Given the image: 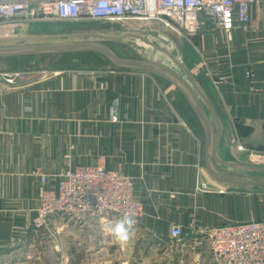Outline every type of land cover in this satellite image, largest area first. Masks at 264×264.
Instances as JSON below:
<instances>
[{"label": "crops", "instance_id": "0c3cea01", "mask_svg": "<svg viewBox=\"0 0 264 264\" xmlns=\"http://www.w3.org/2000/svg\"><path fill=\"white\" fill-rule=\"evenodd\" d=\"M184 44V62L223 131L218 148L213 140V158H264V1L252 8L248 25L236 22L231 40L210 22ZM97 55L56 56L67 64L44 71L35 62L30 70L0 67V264L42 260L32 225L42 182L33 173L54 176L67 165L99 164L132 178L143 214L126 244L109 226L83 230L57 220V256L77 253L62 264H215L206 231L264 220V188L211 175L205 127L176 86L148 72L116 69ZM16 72L22 77L7 84L2 75ZM28 245L36 252L30 255Z\"/></svg>", "mask_w": 264, "mask_h": 264}, {"label": "built area", "instance_id": "2783aa9c", "mask_svg": "<svg viewBox=\"0 0 264 264\" xmlns=\"http://www.w3.org/2000/svg\"><path fill=\"white\" fill-rule=\"evenodd\" d=\"M263 1L0 0V21L158 25L182 39L197 35L212 22L231 40L236 22L248 25L252 8ZM2 77L7 84L14 85L22 76L16 72ZM238 148L244 150L242 146ZM33 176L42 182L38 190L40 206L32 223L37 233L50 232L54 220H60L66 227L84 230L111 227L125 215L131 217L135 224L143 214V205L133 194L132 178L108 170L103 165H67L54 176L38 172ZM52 178L55 187L49 186ZM174 231L173 236L181 234L179 229ZM204 242L215 264H264V220L208 229Z\"/></svg>", "mask_w": 264, "mask_h": 264}, {"label": "water", "instance_id": "95a60500", "mask_svg": "<svg viewBox=\"0 0 264 264\" xmlns=\"http://www.w3.org/2000/svg\"><path fill=\"white\" fill-rule=\"evenodd\" d=\"M111 45L128 47L139 59L119 56ZM174 45L170 38L156 30L29 34L0 37V61L96 53L116 69L144 71L163 78L184 94L205 127L207 167L211 175L227 184L264 188V167L225 160L218 156L213 158V140L218 148L223 133L218 115Z\"/></svg>", "mask_w": 264, "mask_h": 264}, {"label": "rangeland", "instance_id": "374dc122", "mask_svg": "<svg viewBox=\"0 0 264 264\" xmlns=\"http://www.w3.org/2000/svg\"><path fill=\"white\" fill-rule=\"evenodd\" d=\"M112 30H128V31H145V30H156L168 38H170L176 46L178 52L180 55H182L180 46H184L185 39L179 38L177 35L173 34L170 31H167L163 29L160 26H141L140 24L136 23H128V24H122V23H106V22H86V23H38V24H26V23H21V22H4L0 21V37H10V36H21V35H29L30 33L34 34H57V33H76V32H93V31H112ZM194 37V36H192ZM190 37V38H192ZM189 38V39H190ZM113 51H115L119 56L125 57V58H130V59H139L138 55L133 52L130 48L125 47V46H117V45H111L110 46ZM61 56V55H59ZM99 56V55H97ZM102 57V56H100ZM97 58V57H96ZM103 58V57H102ZM84 61H90V62H97V60H92V59H83ZM184 60V59H183ZM39 61V62H38ZM67 59H60L57 58L56 56H41L37 58H20V59H7V61H0V67L1 69L4 68H9L12 67L11 69L14 70H30L31 65L29 64L30 62H35V65L37 67H40L38 69L44 71V70H49L50 68H55L57 66H62L61 64L66 63L67 64ZM54 62V63H53ZM87 65V64H84ZM241 161L243 160V164L248 163H254V164H259V167H264V158L261 159H255L252 161H248L247 159H240ZM263 165V166H262ZM264 198V196H262ZM57 220H54L52 225L50 226V232H40L37 234L38 236V242L42 244V249L43 253L41 254L42 260L38 261L37 263L40 264H45V262L49 261L50 263H56L62 264L66 263L67 258H74L76 260L77 254L75 251L71 252L69 254V257H61L57 256L58 252L56 247H58V243L61 242L57 235L55 234L57 232ZM59 225V224H58ZM52 234H54V237L52 238ZM38 243V244H39ZM31 245V244H30ZM28 245L27 249L29 254L31 255L33 252H36V248ZM52 246L53 252H50L49 249L45 250L46 247ZM48 251V252H46ZM41 252V250H38V253ZM84 255L80 256L85 258L88 257V255L84 252ZM56 255V256H55ZM73 255V256H72ZM35 256V255H34ZM34 256L32 255V262L34 261ZM72 256V257H71ZM81 259V262L83 261ZM88 260L86 259V264H90V262H87ZM91 261V259H90ZM36 264V263H35Z\"/></svg>", "mask_w": 264, "mask_h": 264}, {"label": "clouds", "instance_id": "9594fccd", "mask_svg": "<svg viewBox=\"0 0 264 264\" xmlns=\"http://www.w3.org/2000/svg\"><path fill=\"white\" fill-rule=\"evenodd\" d=\"M133 224V219L125 215L117 220L114 225L110 227L109 231L118 243L126 244L130 239V232Z\"/></svg>", "mask_w": 264, "mask_h": 264}]
</instances>
